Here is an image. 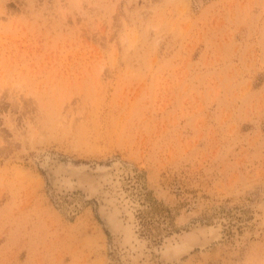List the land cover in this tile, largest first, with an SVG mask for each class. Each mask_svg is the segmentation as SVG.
Returning a JSON list of instances; mask_svg holds the SVG:
<instances>
[{
  "label": "rangeland",
  "instance_id": "rangeland-1",
  "mask_svg": "<svg viewBox=\"0 0 264 264\" xmlns=\"http://www.w3.org/2000/svg\"><path fill=\"white\" fill-rule=\"evenodd\" d=\"M47 156L141 174L172 226L136 211L151 264L218 209L239 223L176 264H264V0H0V264H120L95 199L59 213Z\"/></svg>",
  "mask_w": 264,
  "mask_h": 264
},
{
  "label": "bare ground",
  "instance_id": "bare-ground-1",
  "mask_svg": "<svg viewBox=\"0 0 264 264\" xmlns=\"http://www.w3.org/2000/svg\"><path fill=\"white\" fill-rule=\"evenodd\" d=\"M41 168L44 171L48 196L59 213L66 219H70L73 212L82 210L85 205L83 201L95 199L96 215L101 220V226L111 235L110 250L115 252L113 253L115 257L117 255L120 258V264H129V262L131 264H151L149 263L151 256L147 251L149 241L147 236L144 238L141 236L143 231L141 221L136 217V211L141 210L144 213L147 223L151 222L150 224L161 226L164 230L172 226L167 216H159L156 211L152 210L151 201L145 202L146 190H143L142 176L136 173L132 166L127 167L117 161L109 168H89L74 166L47 156L41 162ZM128 176L132 182L129 187L125 184ZM128 189L129 192H127ZM74 192H79L85 198L81 195L73 196ZM139 194L143 195L140 199H138ZM65 195H69V198L67 199ZM141 199L143 202H140ZM142 204L145 206L141 207ZM222 210L218 209L214 212L216 216L214 215L215 219L210 223L212 225L199 223L194 226L192 224L189 230H182L183 232L179 234L172 232L168 238L165 234L163 244L159 248L161 257L159 260L162 264H176L195 247L203 250L212 242L219 241L222 238L223 222H229L231 219L234 223H239L237 212L231 214V212ZM120 248L125 250H120ZM152 251L156 254L159 252L158 248Z\"/></svg>",
  "mask_w": 264,
  "mask_h": 264
},
{
  "label": "water",
  "instance_id": "water-1",
  "mask_svg": "<svg viewBox=\"0 0 264 264\" xmlns=\"http://www.w3.org/2000/svg\"><path fill=\"white\" fill-rule=\"evenodd\" d=\"M195 226V225H194Z\"/></svg>",
  "mask_w": 264,
  "mask_h": 264
}]
</instances>
